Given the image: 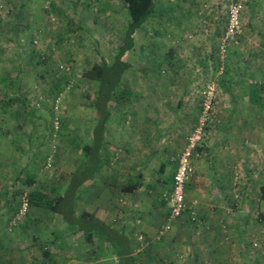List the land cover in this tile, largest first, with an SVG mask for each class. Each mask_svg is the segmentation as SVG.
Masks as SVG:
<instances>
[{
  "label": "crops",
  "instance_id": "1",
  "mask_svg": "<svg viewBox=\"0 0 264 264\" xmlns=\"http://www.w3.org/2000/svg\"><path fill=\"white\" fill-rule=\"evenodd\" d=\"M195 1L157 0L155 15L135 34L133 49L122 57L129 68L114 87L105 115H98L95 96L80 106L77 165L72 167L76 161L68 158L60 174L65 192L52 195L45 188L31 190L49 203L64 198L68 219L50 207L33 205L20 229L11 230L13 205L7 211L0 209V264H120V242L134 264H140L137 240L158 238L167 222L178 156L201 115L199 94L215 59L204 52L211 50L207 45L218 39L227 24L226 8L219 7L229 1L204 0L217 8H197ZM175 4L178 8L169 7ZM249 5L259 8L260 3L249 0ZM243 23V44L249 47L248 40L256 42L257 36H264V20L247 10ZM193 35L200 44L186 52L185 39ZM138 48L146 51L141 54V68L131 62ZM251 52L245 53L250 61L264 59V50L256 47ZM118 55L107 64L113 65ZM191 61L197 69L179 70ZM245 70L240 81L230 75L236 83L219 90L222 96L193 160L195 175L186 192L188 211L196 210L205 230L193 234L185 223L189 213L174 221L171 232L162 236L169 264H183L178 252L185 250L195 254L187 264H264V151L260 149H264V95L261 101L252 100L254 87L246 76L253 71ZM99 88L100 82L95 94ZM4 105L8 104L2 103L1 111ZM3 111L0 166H6L0 176L13 174L33 188L39 182L37 161L49 154L47 143L43 150L34 141L40 137L45 141L50 134L47 126L45 134H39L35 125L49 121L34 116L11 119L3 116L9 110ZM12 133L22 135V146L36 149L34 154L39 155L25 154L21 160L20 145L15 154L6 153L4 140ZM78 168L80 177H76ZM56 218L61 227L54 228ZM96 239L104 241L98 250Z\"/></svg>",
  "mask_w": 264,
  "mask_h": 264
},
{
  "label": "rangeland",
  "instance_id": "2",
  "mask_svg": "<svg viewBox=\"0 0 264 264\" xmlns=\"http://www.w3.org/2000/svg\"><path fill=\"white\" fill-rule=\"evenodd\" d=\"M227 1L229 3L225 7L219 8H226L227 11L234 0ZM258 1L259 8H250L249 0H246L243 17L248 10L253 17L257 15L259 21L264 20V0ZM195 2L198 4L197 8H217L216 5L207 3L208 1ZM169 7L178 8L176 4ZM128 23V11L122 0H0V107L2 103L10 106L9 113L3 116L11 119L14 117L24 119L29 116L45 118L49 121L48 124L39 121L35 126L39 134H45L46 126L50 132L49 137L45 138L46 142L41 141V137L34 141L35 145L39 143L42 148L47 143L49 149V154L45 158L40 154V159L37 161L39 169L36 174L39 182L33 186L34 189L27 186L23 180H16L13 174L3 173V179L0 176V209L7 211L12 204L15 210L9 221L11 230L20 229L31 210L32 206L26 216L18 217L25 194L43 188L52 195L65 192L60 174L63 173V162L68 158L73 162L76 161L72 167L77 165L78 148L75 144L80 143L78 134L80 106L83 102H89V97L95 96L94 89L99 83L94 79L97 75L93 73L94 67H101L104 61L112 62L114 54L119 52L123 44ZM243 27L245 30L244 23ZM222 33L218 39L215 38L212 45H207L211 50L204 52L207 55H215V59L210 65L208 64L205 72L209 77L204 87L208 84L216 87L217 96L220 93L216 97V103L222 96L219 90L224 86L222 78H225L227 72L235 80L240 81L239 75L248 68L253 72L246 76L247 82L259 87L264 84V59L254 62L245 56L248 52L249 55L253 54L251 51L256 47L264 50V36H257L256 42L246 38L249 41V47H246L243 44L242 33L237 41L230 44L225 59L221 60L218 51ZM249 36L252 37L251 32ZM139 41L143 40L139 39ZM198 44L200 42H196L194 35L185 39L186 52H192L191 48ZM135 52L138 54L131 59V62L135 63V67L141 68L143 66L141 54L146 51L138 48ZM158 53H161V50H158ZM145 63H149V60ZM187 69H197L194 61L186 62L179 68V70ZM199 71L202 72L201 69ZM59 82L61 85L58 84ZM59 86L61 91H58ZM203 90L204 88L201 92ZM199 95L201 96V93ZM2 111L0 109V114ZM27 127L23 128L26 130ZM4 141L7 144L8 154H15L17 146L23 144L22 135L15 133L7 135ZM260 149L264 151L262 146ZM43 150H46V147ZM35 152L36 149L28 151L23 146L22 150L17 151L23 161L26 158L25 154L30 157L34 155L36 158L39 152L34 154ZM3 161H5L4 157ZM5 166L1 164L0 172ZM76 177H80L79 168ZM185 223L193 229L194 235L203 234L205 230L203 221L200 227L189 219ZM57 227H61V223L56 218L54 228ZM137 241L140 251L137 250L136 256H139L140 264L171 262L170 258H167L169 253L162 250L164 249L162 238L148 240L143 237L142 240L139 238ZM103 242L95 240L96 250ZM185 251L178 252V260L183 264L195 258L194 253Z\"/></svg>",
  "mask_w": 264,
  "mask_h": 264
},
{
  "label": "built area",
  "instance_id": "3",
  "mask_svg": "<svg viewBox=\"0 0 264 264\" xmlns=\"http://www.w3.org/2000/svg\"><path fill=\"white\" fill-rule=\"evenodd\" d=\"M246 8V0L232 1L226 11L227 24L219 43L220 59L224 60L228 53L230 44L237 41L244 31L243 14ZM217 90L214 85L208 84L201 92V115L196 128L188 136L187 145L178 156V166L173 178V186L168 194L170 204V213L167 222L161 228L159 239L172 229L174 221L181 219L185 214H190V221L198 227L201 226V220L198 213L193 208L188 211L187 205V185L195 175V166L193 163L196 151L202 141L210 117L215 112ZM30 199L25 194L21 201L18 211V217H24L30 210ZM142 240V238H140Z\"/></svg>",
  "mask_w": 264,
  "mask_h": 264
},
{
  "label": "trees",
  "instance_id": "4",
  "mask_svg": "<svg viewBox=\"0 0 264 264\" xmlns=\"http://www.w3.org/2000/svg\"><path fill=\"white\" fill-rule=\"evenodd\" d=\"M122 2L125 4L129 15V23L126 29L124 45L120 48L119 55L113 65H109L104 61L101 67L95 66L93 70V73L98 75V78L96 75L94 76V79H97L100 82V88L95 94V105L98 115H105L107 104L111 101L114 94V87L119 83L120 77L124 71L129 68V64L122 61V57L128 51L133 49L135 34L144 28L146 23L155 15L157 10V0H122ZM222 79H224V85H233L236 83L228 72L226 73L225 78ZM58 84L61 85L60 82ZM253 87L254 89L251 92L252 100L261 101V95H264V84H262L261 87ZM58 91H61L60 86L58 87ZM7 106H9V104L4 105V111L8 110ZM18 177L20 178V176ZM28 197L30 199V206L38 205L50 207L54 212L64 216V219H68V214L65 210L66 205L64 198L58 197L56 200L49 203L47 201L40 200L35 194L33 195V193H28ZM262 197L264 199V186L262 187ZM118 247L122 248L118 251L120 264H134L135 259L131 257L130 254L125 252V245L120 242L118 243Z\"/></svg>",
  "mask_w": 264,
  "mask_h": 264
}]
</instances>
